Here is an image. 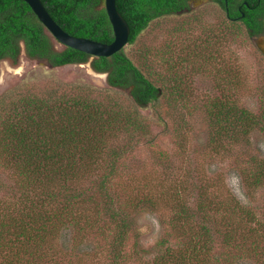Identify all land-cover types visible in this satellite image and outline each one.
<instances>
[{"label": "rangeland", "instance_id": "1", "mask_svg": "<svg viewBox=\"0 0 264 264\" xmlns=\"http://www.w3.org/2000/svg\"><path fill=\"white\" fill-rule=\"evenodd\" d=\"M189 5L187 11L150 22L123 49L161 90L157 102L144 108L134 105L130 89L109 87L106 75L93 72L89 62L51 68L21 55L15 67L0 63V152L7 148L2 132L5 121L8 124L14 117L13 108L22 107L28 97L43 101L49 92L75 100L88 96L104 106H120L139 113L145 125L143 134H129L120 125L104 136L95 161L78 160L67 182L68 193L76 196L70 213L83 221H97L82 240L74 227L55 233L54 254H50L53 264H110L112 239L100 230L102 222H108L109 209L129 217L127 227L134 219L124 244L123 264H150L157 240L170 241L176 249L180 241H210L211 257L235 256L237 250L225 248L219 234L225 203L232 196L264 216V183L254 185L256 169L264 165V38L248 37L242 24L230 22L209 1L193 0ZM216 104L228 107L237 128L227 123L228 118L225 132H217L211 118ZM132 139L136 143L130 147ZM114 161L116 166H112ZM21 165L0 164V221L5 224L23 219L35 207L38 213L54 211L49 208L53 204L48 206L40 201L44 197L37 196V185L46 186L47 180L39 171L26 173ZM47 179L56 194L60 193L59 174ZM103 182L114 199L112 204L104 201ZM148 192L157 207L152 212L136 211L134 200ZM198 201L203 203L199 210ZM181 202L187 207L188 219L176 222ZM201 225L208 229L206 240L197 237ZM261 237L252 235L254 240L238 243L242 258L232 264H259L245 248ZM136 241L139 247L134 246ZM5 256L6 252L0 254V264Z\"/></svg>", "mask_w": 264, "mask_h": 264}, {"label": "trees", "instance_id": "2", "mask_svg": "<svg viewBox=\"0 0 264 264\" xmlns=\"http://www.w3.org/2000/svg\"><path fill=\"white\" fill-rule=\"evenodd\" d=\"M188 1L116 0V9L130 28L128 44H133L153 20L189 10ZM208 1L217 5L230 22L242 24L250 37L264 34V0ZM41 2L56 24L69 35L104 44L113 41L104 0H41ZM236 17L237 20H234ZM56 45H59L60 49ZM21 55L30 61L46 62L51 68L89 62L93 72L106 75L109 87L122 91L130 89L128 95L139 108L157 102L160 97L161 90L142 74L123 50L107 58H93L70 49L59 44L49 34L22 0H0V63L5 61L15 67ZM174 88V86L171 88L172 93ZM22 102V107L19 105L18 108H13L12 111L16 110L13 119L8 121V124L5 121L2 133L7 148L4 147V152H0V164L17 165L22 162L21 167L26 173L34 175L39 171L47 180V185H37L40 189L37 196L44 197V200L39 199L48 206L53 204L49 208H53L54 211L50 209L46 213H38L35 207V210L29 209L23 219L10 224L0 221V254L6 252L4 264H53L51 255L54 254L52 248L55 233L74 227L82 240L92 232L97 221L96 219L92 223L87 222L88 220L83 221L80 216L74 218L70 213L76 196L68 193L70 187L67 182L70 175H73L71 173L75 171L78 160L81 159L82 162L84 158L88 163L95 161L96 156L100 155L101 147L104 146V136L108 132L120 129V125L129 134L132 132L143 134L145 125L139 113L126 112L120 106L111 107L108 104L104 106L99 100L88 96L75 100L56 97L54 92H49V96L43 101L28 97ZM227 110L228 107L222 104L214 106L211 118L220 134L225 132L224 124H231L234 128L238 126L236 117L231 116ZM221 127L222 130H218ZM135 143L136 141L132 139L130 147ZM8 150H11V156ZM112 166H116L115 161ZM23 170H20V173ZM54 174H59L62 178L60 193L57 194L47 179ZM263 183L264 165L260 164L256 169L254 185L259 186ZM102 185L104 201L112 204L114 199L107 194L104 182ZM148 194L149 192L144 198L137 197L134 200L136 211L155 210L157 202ZM197 205L199 210L203 203L201 205L198 201ZM225 206L227 207L221 216L219 234L223 235L225 248L237 250L236 257L231 253L226 254V258L211 257L213 247L210 241H180L178 245L182 244L176 249L170 241L157 240L153 247L156 253L152 260L150 258L149 263L206 264L209 261L210 264H232L242 256L241 249L237 248L238 243L244 245L248 240L257 238H252V235H258L262 237L258 241H251L245 249L254 254L259 264H264V216L249 206L240 205L233 196ZM109 210L110 213L106 216L108 222H102L100 230L107 231L112 239L109 245L112 248V258L109 257V263L123 264L121 257L124 244L129 239L134 219H130L132 224L127 227L129 217L124 218L119 212ZM176 214V222L188 219L187 207L183 206L182 202L178 204ZM233 219L239 220L237 223L241 227L232 223ZM198 229L197 237L206 240L208 229L204 225ZM134 237L138 238L136 235ZM80 239L75 241L79 242ZM139 244L140 241H136L134 246L139 247Z\"/></svg>", "mask_w": 264, "mask_h": 264}, {"label": "water", "instance_id": "3", "mask_svg": "<svg viewBox=\"0 0 264 264\" xmlns=\"http://www.w3.org/2000/svg\"><path fill=\"white\" fill-rule=\"evenodd\" d=\"M22 1L28 5L32 13L37 17L49 34L59 44L70 49L87 54L93 58H107L123 50L128 44L130 28L125 19L116 9V0H104L106 15L113 32V41L109 44L100 43L87 38L71 36L56 24L48 14L41 0Z\"/></svg>", "mask_w": 264, "mask_h": 264}, {"label": "flooded vegetation", "instance_id": "4", "mask_svg": "<svg viewBox=\"0 0 264 264\" xmlns=\"http://www.w3.org/2000/svg\"><path fill=\"white\" fill-rule=\"evenodd\" d=\"M191 1H193V0H189V1L187 2V3H188V6H189V9H190V5H189V4H190ZM207 1H208V0H207ZM183 11H187V10H183ZM183 11H182V12H183ZM179 13H180V12H179ZM242 16H243V15H242ZM234 20H237V17H236V19H234ZM263 23H264V22H263ZM248 37H250V36L248 35ZM250 38H251V39H262V38H264V34H262V35H260V36H257V35H256V36H251Z\"/></svg>", "mask_w": 264, "mask_h": 264}]
</instances>
